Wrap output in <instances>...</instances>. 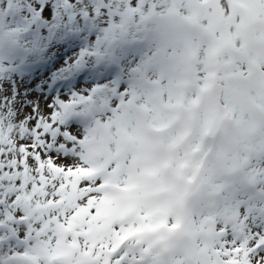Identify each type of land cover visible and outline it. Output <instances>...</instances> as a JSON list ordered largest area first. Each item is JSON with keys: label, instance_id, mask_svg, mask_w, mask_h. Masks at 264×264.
<instances>
[{"label": "snow or ice", "instance_id": "1", "mask_svg": "<svg viewBox=\"0 0 264 264\" xmlns=\"http://www.w3.org/2000/svg\"><path fill=\"white\" fill-rule=\"evenodd\" d=\"M0 264H264V0H0Z\"/></svg>", "mask_w": 264, "mask_h": 264}, {"label": "rangeland", "instance_id": "2", "mask_svg": "<svg viewBox=\"0 0 264 264\" xmlns=\"http://www.w3.org/2000/svg\"><path fill=\"white\" fill-rule=\"evenodd\" d=\"M82 86H83V82H82Z\"/></svg>", "mask_w": 264, "mask_h": 264}, {"label": "trees", "instance_id": "3", "mask_svg": "<svg viewBox=\"0 0 264 264\" xmlns=\"http://www.w3.org/2000/svg\"><path fill=\"white\" fill-rule=\"evenodd\" d=\"M37 75H39V74H37Z\"/></svg>", "mask_w": 264, "mask_h": 264}]
</instances>
